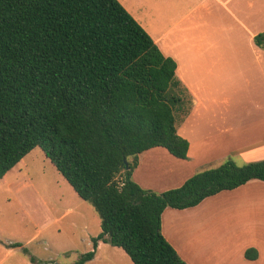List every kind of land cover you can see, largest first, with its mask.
Masks as SVG:
<instances>
[{
    "label": "trees",
    "instance_id": "trees-1",
    "mask_svg": "<svg viewBox=\"0 0 264 264\" xmlns=\"http://www.w3.org/2000/svg\"><path fill=\"white\" fill-rule=\"evenodd\" d=\"M254 43L264 49V32ZM176 68L119 0H0V179L40 147L92 204L101 232L74 264L92 260L101 241L134 264H189L162 233L164 210L264 181V159L231 158L162 192L133 180L146 150L187 158L177 126L193 102Z\"/></svg>",
    "mask_w": 264,
    "mask_h": 264
},
{
    "label": "crops",
    "instance_id": "crops-1",
    "mask_svg": "<svg viewBox=\"0 0 264 264\" xmlns=\"http://www.w3.org/2000/svg\"><path fill=\"white\" fill-rule=\"evenodd\" d=\"M157 2L165 8L160 18L126 10L177 63L176 76L193 102L177 126L189 150L186 159L163 147L140 153L133 180L162 192L228 158L263 160L264 49L254 36L264 32V0H148L146 6ZM227 215L233 233L210 239L209 227L219 228ZM162 233L189 264H264V181L252 179L194 207L166 208ZM248 248L257 250L255 260L245 257ZM122 251L129 256L101 241L90 262L130 264Z\"/></svg>",
    "mask_w": 264,
    "mask_h": 264
},
{
    "label": "rangeland",
    "instance_id": "rangeland-1",
    "mask_svg": "<svg viewBox=\"0 0 264 264\" xmlns=\"http://www.w3.org/2000/svg\"><path fill=\"white\" fill-rule=\"evenodd\" d=\"M119 1L138 17L160 18L165 9L159 2L148 8V0ZM233 160L245 164L239 157ZM4 179L0 182V264H74L92 250V239L101 232L99 214L76 194L40 147L32 149ZM228 218L214 231L209 227L210 239L233 233L232 217Z\"/></svg>",
    "mask_w": 264,
    "mask_h": 264
},
{
    "label": "water",
    "instance_id": "water-1",
    "mask_svg": "<svg viewBox=\"0 0 264 264\" xmlns=\"http://www.w3.org/2000/svg\"><path fill=\"white\" fill-rule=\"evenodd\" d=\"M40 264H52V263H40Z\"/></svg>",
    "mask_w": 264,
    "mask_h": 264
}]
</instances>
